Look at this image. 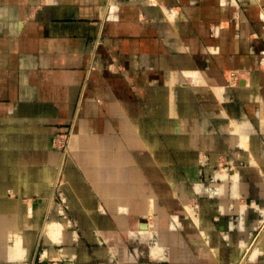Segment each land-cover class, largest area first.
<instances>
[{"label": "crops", "instance_id": "0c3cea01", "mask_svg": "<svg viewBox=\"0 0 264 264\" xmlns=\"http://www.w3.org/2000/svg\"><path fill=\"white\" fill-rule=\"evenodd\" d=\"M47 260L264 264V0H0V264Z\"/></svg>", "mask_w": 264, "mask_h": 264}, {"label": "rangeland", "instance_id": "374dc122", "mask_svg": "<svg viewBox=\"0 0 264 264\" xmlns=\"http://www.w3.org/2000/svg\"><path fill=\"white\" fill-rule=\"evenodd\" d=\"M94 45H95V49L100 46V44L96 45L95 42H94ZM64 133H67V134H64V135L61 133L56 134L52 138V144H53L54 148H56L62 152L64 162H66V164H67V161L69 160V157L71 155L70 149H69V138L71 136L72 131L69 129L67 132H64Z\"/></svg>", "mask_w": 264, "mask_h": 264}, {"label": "built area", "instance_id": "2783aa9c", "mask_svg": "<svg viewBox=\"0 0 264 264\" xmlns=\"http://www.w3.org/2000/svg\"><path fill=\"white\" fill-rule=\"evenodd\" d=\"M235 73H231V77H235ZM61 134H67V133H61ZM40 264H71L70 262H64L62 260H47L45 262H41Z\"/></svg>", "mask_w": 264, "mask_h": 264}, {"label": "bare ground", "instance_id": "6f19581e", "mask_svg": "<svg viewBox=\"0 0 264 264\" xmlns=\"http://www.w3.org/2000/svg\"><path fill=\"white\" fill-rule=\"evenodd\" d=\"M69 141H70V138H69Z\"/></svg>", "mask_w": 264, "mask_h": 264}]
</instances>
